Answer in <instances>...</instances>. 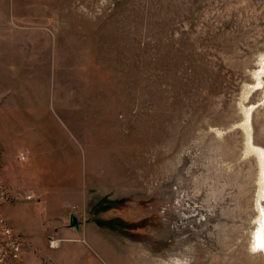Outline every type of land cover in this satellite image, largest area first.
Segmentation results:
<instances>
[{
	"label": "rangeland",
	"instance_id": "obj_1",
	"mask_svg": "<svg viewBox=\"0 0 264 264\" xmlns=\"http://www.w3.org/2000/svg\"><path fill=\"white\" fill-rule=\"evenodd\" d=\"M262 165L264 0H0V264H264Z\"/></svg>",
	"mask_w": 264,
	"mask_h": 264
},
{
	"label": "bare ground",
	"instance_id": "obj_2",
	"mask_svg": "<svg viewBox=\"0 0 264 264\" xmlns=\"http://www.w3.org/2000/svg\"><path fill=\"white\" fill-rule=\"evenodd\" d=\"M258 155L260 157L263 156L262 151L260 149H257ZM262 172H263V179L262 181L264 182V166L262 165ZM261 229L257 238V245L258 246H263L264 247V223L261 224ZM57 243H54V246H56Z\"/></svg>",
	"mask_w": 264,
	"mask_h": 264
},
{
	"label": "water",
	"instance_id": "obj_3",
	"mask_svg": "<svg viewBox=\"0 0 264 264\" xmlns=\"http://www.w3.org/2000/svg\"><path fill=\"white\" fill-rule=\"evenodd\" d=\"M78 225H79V223H78L77 218L74 215H72L71 216V226L78 227Z\"/></svg>",
	"mask_w": 264,
	"mask_h": 264
},
{
	"label": "built area",
	"instance_id": "obj_4",
	"mask_svg": "<svg viewBox=\"0 0 264 264\" xmlns=\"http://www.w3.org/2000/svg\"><path fill=\"white\" fill-rule=\"evenodd\" d=\"M24 158H25V156L22 155L21 159H24Z\"/></svg>",
	"mask_w": 264,
	"mask_h": 264
}]
</instances>
